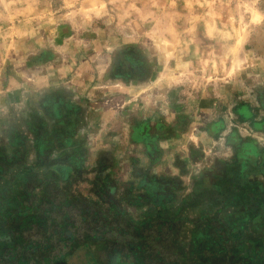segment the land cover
<instances>
[{
    "label": "crops",
    "instance_id": "obj_1",
    "mask_svg": "<svg viewBox=\"0 0 264 264\" xmlns=\"http://www.w3.org/2000/svg\"><path fill=\"white\" fill-rule=\"evenodd\" d=\"M42 57L21 88L0 85V264H192L194 233L212 228L244 240L235 259L249 235L264 241L252 193L214 201L228 172L203 160L207 98L177 101L138 77L90 80L80 95ZM242 180L264 189L252 171Z\"/></svg>",
    "mask_w": 264,
    "mask_h": 264
},
{
    "label": "rangeland",
    "instance_id": "obj_2",
    "mask_svg": "<svg viewBox=\"0 0 264 264\" xmlns=\"http://www.w3.org/2000/svg\"><path fill=\"white\" fill-rule=\"evenodd\" d=\"M43 54L80 95L138 77L207 98L204 163L264 177V0H0V85L21 88Z\"/></svg>",
    "mask_w": 264,
    "mask_h": 264
},
{
    "label": "trees",
    "instance_id": "obj_3",
    "mask_svg": "<svg viewBox=\"0 0 264 264\" xmlns=\"http://www.w3.org/2000/svg\"><path fill=\"white\" fill-rule=\"evenodd\" d=\"M248 171H243L240 166L230 168L225 179L219 181L218 184V197L214 201L217 203L222 199L231 200L239 203L242 201L247 202L248 193H252L258 208L264 207V189L259 184L249 185L247 182H243L242 179L247 175ZM214 202V203H215ZM206 229L203 232H195L193 236L196 246L195 250L197 255V261L192 264H264V241L262 238L249 235L247 241L251 245V252L248 253L245 258L235 259L237 249L242 245L244 240L237 242L231 237H227L226 232L216 231L215 228ZM208 240L212 249L210 253H206L203 243L200 241ZM217 240H221L222 244H218ZM213 248H218V252L213 254ZM194 250V249H193ZM168 264V263H165ZM187 264V263H183Z\"/></svg>",
    "mask_w": 264,
    "mask_h": 264
}]
</instances>
